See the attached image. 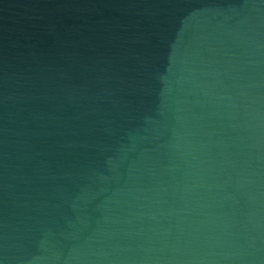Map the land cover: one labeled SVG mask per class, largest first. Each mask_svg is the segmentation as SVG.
I'll return each instance as SVG.
<instances>
[{
    "label": "water",
    "instance_id": "water-1",
    "mask_svg": "<svg viewBox=\"0 0 264 264\" xmlns=\"http://www.w3.org/2000/svg\"><path fill=\"white\" fill-rule=\"evenodd\" d=\"M0 264H264V0H0Z\"/></svg>",
    "mask_w": 264,
    "mask_h": 264
}]
</instances>
